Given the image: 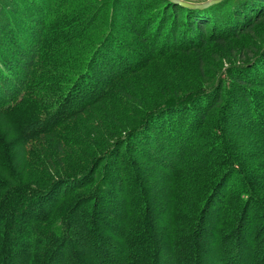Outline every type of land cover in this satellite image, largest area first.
Here are the masks:
<instances>
[{
  "label": "trees",
  "instance_id": "obj_1",
  "mask_svg": "<svg viewBox=\"0 0 264 264\" xmlns=\"http://www.w3.org/2000/svg\"><path fill=\"white\" fill-rule=\"evenodd\" d=\"M103 3L0 0V264H264V173L248 168L264 157V0ZM244 34L256 42L234 62L199 66L190 88L155 85L105 132V101L140 96L152 59L209 64ZM81 126L93 146L67 133ZM40 139L69 162L90 148L26 181Z\"/></svg>",
  "mask_w": 264,
  "mask_h": 264
},
{
  "label": "rangeland",
  "instance_id": "obj_2",
  "mask_svg": "<svg viewBox=\"0 0 264 264\" xmlns=\"http://www.w3.org/2000/svg\"><path fill=\"white\" fill-rule=\"evenodd\" d=\"M53 1L56 3L59 0H53ZM96 1L98 3L100 2L103 3V1L105 0H96ZM194 1H200V0H194ZM106 13L109 14L108 9H106ZM117 18L118 19L121 18L120 12L119 14H117ZM260 21L261 22L257 24L256 29L261 30L260 32H263L264 17ZM241 37L240 39L239 38L232 39L230 41L232 42L231 45H229L230 43H227L225 47H222L218 51V54L214 56V58H209V64L205 63L201 65L195 53L189 55L177 53L175 56L172 57L170 56L167 58L152 59L148 63L147 67L142 70V72L139 75V78H134V80L138 83V85L143 84V86H146L145 88L143 87V91L141 92L140 96L134 93V91H132L131 92L133 94L132 97L119 96L120 95L119 94L115 98L114 102L107 103L108 101H105L106 105H104V111L108 112V114H106V118L115 121V124L113 122H107L108 123L107 127L102 126L105 132L114 131V128L116 126L119 127L122 126L123 124H126L127 122H130L136 114H139V111L142 109V104L144 103L143 99L144 98L152 99V97L154 96L153 91L156 90L155 85L161 86V88L167 90L174 89L175 87L190 88L191 86H195V84L201 81V79L197 75L199 71L201 72L199 66H204V70L202 69V75L205 74L207 75L209 73L216 71L220 66L227 65L231 61L234 62L235 55L232 53L234 47L239 48V51L241 53H244L252 42H256L255 35L253 37L251 36L248 39L246 38V34L242 35ZM127 38L131 39L132 37L127 36ZM244 38L250 40V42L243 41ZM132 39L134 40V38ZM205 66L208 67L205 68ZM156 95L157 94H155L154 96L156 97L155 99H157ZM91 122H93L92 124L96 125V118H94V120ZM229 127L231 129V126ZM242 128L253 129V126L251 124L248 125L245 120L242 122ZM83 130H86L85 127L83 126L79 128L73 127L71 128V130H68L67 133L72 135V137H75L76 139L80 138L79 136L81 135V137L85 136L86 138L89 136L88 137L89 140H92V136L86 132H83ZM253 137L252 135H249L247 141H245L244 144L247 146L245 148L247 150L245 153L249 154L252 151H254L253 149L255 147L251 143L254 142H256V144L259 143L258 140L255 141L256 137L255 138ZM92 142L93 143L95 142L94 139L91 142L89 141L88 145L93 146ZM66 144L70 145L69 142H66ZM28 146H29V152L27 158V165L25 166L26 171H25L24 179L30 182H34L38 179L42 180L43 178H46L49 174L47 173L48 171L47 169L48 168L52 169L55 165L62 166L63 163L65 167L79 165L81 161L84 160L83 159L84 151L89 147V146L83 147L84 145L73 147L75 148V152L72 153L71 156L72 159L69 162L68 159L65 157L60 158L52 154V152H50L49 150V147L45 145L44 139H40L38 141L35 140L30 141L28 143ZM4 153L8 156L7 151H5ZM251 164H253L252 168L251 167L248 168H250L254 172L264 173V157L263 159L258 157L252 159ZM14 176L15 179H19L21 177L20 170H17V172L14 173Z\"/></svg>",
  "mask_w": 264,
  "mask_h": 264
},
{
  "label": "water",
  "instance_id": "obj_3",
  "mask_svg": "<svg viewBox=\"0 0 264 264\" xmlns=\"http://www.w3.org/2000/svg\"><path fill=\"white\" fill-rule=\"evenodd\" d=\"M171 2L177 3L184 7H190V8H203L206 6H209L211 4L217 3L221 0H200V1H194V0H169Z\"/></svg>",
  "mask_w": 264,
  "mask_h": 264
}]
</instances>
